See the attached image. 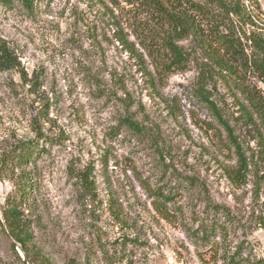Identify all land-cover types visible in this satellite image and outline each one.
<instances>
[{"label": "rangeland", "instance_id": "rangeland-1", "mask_svg": "<svg viewBox=\"0 0 264 264\" xmlns=\"http://www.w3.org/2000/svg\"><path fill=\"white\" fill-rule=\"evenodd\" d=\"M129 10L125 0L0 5V49L16 61L0 66V264H224L238 249L264 263V194L251 177L228 178L236 159L199 68L154 83ZM213 74L208 96L239 134L243 97ZM156 194L171 199L167 218ZM204 227L210 240L196 236Z\"/></svg>", "mask_w": 264, "mask_h": 264}, {"label": "trees", "instance_id": "trees-1", "mask_svg": "<svg viewBox=\"0 0 264 264\" xmlns=\"http://www.w3.org/2000/svg\"><path fill=\"white\" fill-rule=\"evenodd\" d=\"M17 1L28 9L34 6V0H0V5L12 7ZM125 2L133 13L129 24L132 36L155 69L157 79L153 82L186 72L192 64L199 68L200 94L225 130L229 149L236 159V165L228 171V178L240 187L251 177L256 195L264 194V94L255 83L257 80L264 84V13L259 0ZM120 41L135 50V43L127 38ZM185 41L189 42V48L183 45ZM0 52L1 68H13L16 64L13 55L6 48ZM213 72L230 78L243 97L237 121L244 129L239 134L208 96L205 85L214 78ZM122 124L136 133H145L140 123L132 118L127 117ZM27 153V150L21 153L26 160ZM154 196L156 209L165 218L170 216L165 204L171 199L163 194ZM260 223L264 226V212ZM199 234L203 240H210L215 232L204 227L196 236ZM224 264L257 263L238 249L224 259Z\"/></svg>", "mask_w": 264, "mask_h": 264}]
</instances>
